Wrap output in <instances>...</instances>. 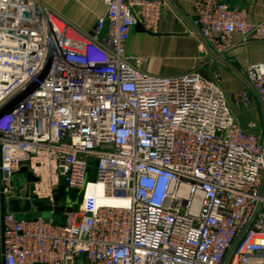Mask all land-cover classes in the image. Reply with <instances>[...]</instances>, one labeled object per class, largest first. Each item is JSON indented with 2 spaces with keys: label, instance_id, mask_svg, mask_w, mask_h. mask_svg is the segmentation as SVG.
Masks as SVG:
<instances>
[{
  "label": "built area",
  "instance_id": "2783aa9c",
  "mask_svg": "<svg viewBox=\"0 0 264 264\" xmlns=\"http://www.w3.org/2000/svg\"><path fill=\"white\" fill-rule=\"evenodd\" d=\"M105 3L87 32L42 0H0V195L66 216L7 209L0 264H224L258 202L229 264H264V134L240 125L218 80L131 60L132 30L157 33L167 0ZM192 23L221 55L264 47V19L226 0H195ZM242 75L236 105L253 93L264 109V60ZM62 185L81 192L77 209H60Z\"/></svg>",
  "mask_w": 264,
  "mask_h": 264
},
{
  "label": "crops",
  "instance_id": "0c3cea01",
  "mask_svg": "<svg viewBox=\"0 0 264 264\" xmlns=\"http://www.w3.org/2000/svg\"><path fill=\"white\" fill-rule=\"evenodd\" d=\"M81 29L92 32L99 17L107 12L105 0H42ZM158 32L136 26L127 42V54L141 69L159 75H179L197 70L215 78L224 89L231 110L245 130L264 134V109L255 94L252 103L239 107L234 93L251 89L242 75L247 66L264 60V47L239 44L227 54H219L198 33L192 23L195 0H167ZM233 9L247 11L248 22L264 19V0H226ZM239 34L235 35V39ZM251 124H255L251 128ZM1 212V196H0ZM1 231V218H0Z\"/></svg>",
  "mask_w": 264,
  "mask_h": 264
},
{
  "label": "water",
  "instance_id": "95a60500",
  "mask_svg": "<svg viewBox=\"0 0 264 264\" xmlns=\"http://www.w3.org/2000/svg\"><path fill=\"white\" fill-rule=\"evenodd\" d=\"M138 26H140V24H138ZM245 81L247 82L246 79H245ZM247 84L249 85L248 82H247ZM249 87H250V85H249ZM21 172L28 174V176H27L28 182H32V181L37 180V178L33 174L28 173L26 167H23L21 169ZM62 181H63V179H62ZM1 189H3V184L1 185ZM263 195H264V179H263V185H262V190H261V196H263ZM0 196H1V212H0L1 232H3V230H4L3 217H4V214L7 211V209H11L13 212H15L16 217L19 220L32 219V218H38V217H43L46 219L52 218L55 224H60V225H63L64 221L66 220L65 215H60V214H56V213L51 214L50 211H43V212L33 211L32 210V203L29 199H27L25 201V203L23 204V203H21V201L19 199H16V198H12V199L8 200L4 193H1ZM260 206H261V202H258L256 209L252 215L251 220L249 221V223L246 225V227L243 229L241 234L236 239L235 243L233 244L232 248L230 249V251H229V253L225 259L224 264H229L233 254L235 252L237 245L239 244V242L241 241V239L245 235L246 231L249 229L252 222L254 221L255 216L260 209Z\"/></svg>",
  "mask_w": 264,
  "mask_h": 264
},
{
  "label": "rangeland",
  "instance_id": "374dc122",
  "mask_svg": "<svg viewBox=\"0 0 264 264\" xmlns=\"http://www.w3.org/2000/svg\"><path fill=\"white\" fill-rule=\"evenodd\" d=\"M214 79H215V78H214ZM13 179L15 180L16 177L13 176ZM89 179H90V180H93V179H94V175L92 174V175L89 177ZM62 188L65 189L66 191H68V192H69V196H71V197H72L73 195H75V194H78V195H79V193L81 194L80 191L75 190V189H70V188H68L66 185H62ZM59 192H60V191H59ZM81 200H82V198H81V196H80V199H79L78 202H75L74 200H72V202H71V201H64V200H61L60 203L62 204L64 210H65V209H69V208H70V209H77V208L79 207V205L81 204Z\"/></svg>",
  "mask_w": 264,
  "mask_h": 264
},
{
  "label": "trees",
  "instance_id": "16d2710c",
  "mask_svg": "<svg viewBox=\"0 0 264 264\" xmlns=\"http://www.w3.org/2000/svg\"><path fill=\"white\" fill-rule=\"evenodd\" d=\"M80 196H81V194L79 193V195L75 194L71 197V196H69V192L61 187L60 192L58 193L57 199L59 202L61 200L71 201V202H72V200H74L75 202H78L80 199ZM81 198H82V196H81ZM60 209L63 210V206H61Z\"/></svg>",
  "mask_w": 264,
  "mask_h": 264
},
{
  "label": "bare ground",
  "instance_id": "6f19581e",
  "mask_svg": "<svg viewBox=\"0 0 264 264\" xmlns=\"http://www.w3.org/2000/svg\"><path fill=\"white\" fill-rule=\"evenodd\" d=\"M98 202L99 203H109V204H112V205H119L120 204V202L117 201V200H104V199H101V198L98 199Z\"/></svg>",
  "mask_w": 264,
  "mask_h": 264
}]
</instances>
